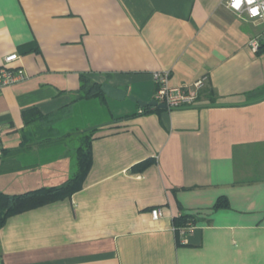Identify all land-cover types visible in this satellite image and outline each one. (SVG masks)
Masks as SVG:
<instances>
[{
    "label": "crops",
    "instance_id": "obj_1",
    "mask_svg": "<svg viewBox=\"0 0 264 264\" xmlns=\"http://www.w3.org/2000/svg\"><path fill=\"white\" fill-rule=\"evenodd\" d=\"M256 36L264 20L226 0H0V66L17 53L9 66L25 75L0 87V190L62 184L71 140L96 128L82 187L0 225L1 264H264ZM159 71L170 86L206 77L195 103L141 113L131 99L105 96L103 121L73 123L89 101L79 99L81 75L148 102ZM29 109L45 117L26 126ZM47 138L56 143H40ZM179 215L192 223L184 242Z\"/></svg>",
    "mask_w": 264,
    "mask_h": 264
},
{
    "label": "trees",
    "instance_id": "obj_2",
    "mask_svg": "<svg viewBox=\"0 0 264 264\" xmlns=\"http://www.w3.org/2000/svg\"><path fill=\"white\" fill-rule=\"evenodd\" d=\"M261 49V47H260ZM260 49L257 51L259 52ZM101 84L92 82L85 75L80 76V100L96 99L100 102H104L105 94L101 91ZM204 93L207 95L212 94V90L206 87ZM151 110H158V108L146 106L141 108V113ZM45 115L39 112L37 109H29L23 112V120L26 126L31 125L37 120L43 119ZM96 132V128L79 132L78 145L75 148L74 153V168L70 172L68 178L60 185L41 187L34 190H30L18 194H8L0 190V225L5 219L17 212L25 210L30 207H34L66 195H70L73 192L79 190L82 187L83 179L87 173L91 163V140L92 136ZM41 144L45 143L47 146L53 145L56 142L51 141V138H47L44 141H40ZM23 145H27L26 135H23ZM190 218L186 215H179L173 218L172 223L175 228L176 237L178 236L177 229L184 226Z\"/></svg>",
    "mask_w": 264,
    "mask_h": 264
},
{
    "label": "built area",
    "instance_id": "obj_3",
    "mask_svg": "<svg viewBox=\"0 0 264 264\" xmlns=\"http://www.w3.org/2000/svg\"><path fill=\"white\" fill-rule=\"evenodd\" d=\"M226 6L238 14H246L250 19L264 20V0H226ZM262 42H264V37L256 36L249 40L248 46L253 52H257ZM18 58L17 53L8 54L4 57V64L0 66V87L12 84L25 77L22 69H14L9 66ZM153 79L156 84L154 99L157 103H164L167 109L193 105L206 81V77H201L191 84L170 86L166 71L154 72ZM151 214L154 219L158 218L160 208H152ZM191 228L192 223L188 221L184 226L177 229L181 242H184L185 236Z\"/></svg>",
    "mask_w": 264,
    "mask_h": 264
},
{
    "label": "rangeland",
    "instance_id": "obj_4",
    "mask_svg": "<svg viewBox=\"0 0 264 264\" xmlns=\"http://www.w3.org/2000/svg\"><path fill=\"white\" fill-rule=\"evenodd\" d=\"M105 108H102L99 103H97L96 99L89 100L86 103L81 102L79 105V109L77 112V118H73V123H76L79 125V129L84 127L87 123H95L103 121V119L106 116ZM80 131V130H79ZM79 140V132L76 133L75 138H73L70 142V145L68 146V150L65 153V156H67L70 159V162L72 163L70 166V172L74 168V153L75 148L78 145Z\"/></svg>",
    "mask_w": 264,
    "mask_h": 264
},
{
    "label": "water",
    "instance_id": "obj_5",
    "mask_svg": "<svg viewBox=\"0 0 264 264\" xmlns=\"http://www.w3.org/2000/svg\"><path fill=\"white\" fill-rule=\"evenodd\" d=\"M100 88H101V91L105 94V96L111 99L121 101V100L128 98V99L135 101L141 108L146 107V106H151V107H156V108H165L164 103H157L155 99H151L148 102L141 101L134 95L128 94L126 90L119 88L117 86H114L113 84L109 82H102Z\"/></svg>",
    "mask_w": 264,
    "mask_h": 264
}]
</instances>
